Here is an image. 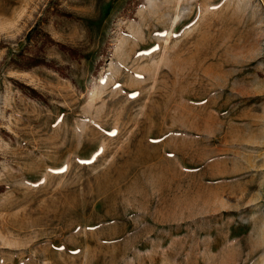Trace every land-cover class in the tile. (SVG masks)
Instances as JSON below:
<instances>
[{
  "label": "rangeland",
  "instance_id": "1",
  "mask_svg": "<svg viewBox=\"0 0 264 264\" xmlns=\"http://www.w3.org/2000/svg\"><path fill=\"white\" fill-rule=\"evenodd\" d=\"M0 185V264H264V0H0Z\"/></svg>",
  "mask_w": 264,
  "mask_h": 264
},
{
  "label": "trees",
  "instance_id": "2",
  "mask_svg": "<svg viewBox=\"0 0 264 264\" xmlns=\"http://www.w3.org/2000/svg\"><path fill=\"white\" fill-rule=\"evenodd\" d=\"M61 16L66 17L68 19L74 18L73 14L66 11H62ZM36 30H37V26L28 36L29 38L28 42H31L30 40H32V37L34 38L40 35L39 33L36 32ZM41 33L43 34V39L40 41V44L38 43L39 45L36 46V49L38 47L39 50H43L47 45L56 44V42H54L48 34H45L44 32ZM59 48L61 51L67 53L72 60H77L81 57V52L77 49L70 48L65 45H60ZM12 62L22 70H32L37 67H47L49 69L58 72L63 77L66 76V71L68 69L67 66H61L55 60H50L46 57H43L37 54V52L34 55H29L27 54V52H20L17 55V57L12 60ZM18 85L23 90V92L28 94L30 97L38 100H44V98L37 91L33 90L31 87L21 83H18ZM4 190L5 187L0 185V194L4 192Z\"/></svg>",
  "mask_w": 264,
  "mask_h": 264
}]
</instances>
